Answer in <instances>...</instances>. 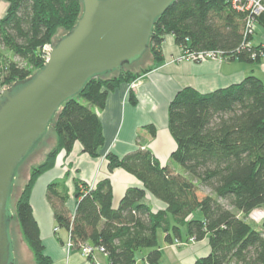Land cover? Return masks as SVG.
<instances>
[{"label": "trees", "instance_id": "obj_1", "mask_svg": "<svg viewBox=\"0 0 264 264\" xmlns=\"http://www.w3.org/2000/svg\"><path fill=\"white\" fill-rule=\"evenodd\" d=\"M4 1L8 8L0 20V93L41 70L46 62L43 47L52 48L67 35L82 13L81 0ZM248 15L232 0H175L152 26L146 52L152 56L151 67L133 72L131 65H125L97 75L59 107L50 125L56 146L31 170L15 205V219L35 264L52 262L44 254L32 214L33 186L54 168L59 154L71 153L75 143L82 153L98 157L104 138L95 110L103 109L108 93L155 69L163 61L165 36H171L185 53L213 52L229 63H258L263 48L243 45ZM254 20L264 31V13ZM59 29L64 33L54 39ZM4 51L20 64L7 61ZM129 101L136 103L131 92ZM167 118L176 143L171 161L182 173L161 166L140 147L121 158L108 153V170L121 169L142 187L128 188L114 206L108 179L92 187L75 182L77 202L71 215L65 207L64 185L51 183L46 200L56 226L68 231L74 243L102 249L108 264H136L141 250H149L146 264H160L158 231L167 245L207 241L209 253L193 264H264V220L256 224L247 219L253 211L264 209V83L249 76L206 94L183 88L170 101ZM143 130L155 135L151 125ZM202 188L209 193L203 194ZM146 194L163 203L164 209L153 211L145 202ZM196 212L200 218L193 217Z\"/></svg>", "mask_w": 264, "mask_h": 264}, {"label": "water", "instance_id": "obj_2", "mask_svg": "<svg viewBox=\"0 0 264 264\" xmlns=\"http://www.w3.org/2000/svg\"><path fill=\"white\" fill-rule=\"evenodd\" d=\"M175 0H81L74 28L51 48L33 77L0 93V264H33L15 219V205L28 166L54 146L55 113L86 82L149 61L155 20ZM59 29L54 37L63 34Z\"/></svg>", "mask_w": 264, "mask_h": 264}, {"label": "crops", "instance_id": "obj_3", "mask_svg": "<svg viewBox=\"0 0 264 264\" xmlns=\"http://www.w3.org/2000/svg\"><path fill=\"white\" fill-rule=\"evenodd\" d=\"M7 8L8 4L0 0V20L5 16ZM262 35L263 41L264 33ZM260 43L253 45V38L251 40V45L255 47ZM161 52L163 61L155 69L142 75L136 84H122L109 92L103 109L95 110L104 138L98 157L91 158L82 153L80 145L75 143L70 154H59L54 168L35 182L30 197L32 214L39 229L44 254L51 259L52 264L108 262L106 255L95 247L88 257L81 256L77 248H65L69 233L66 230L62 233L55 225L53 211L46 200V188L49 184L58 182L64 185L67 195L65 207L73 215L77 202L74 195L75 182L87 183L92 187L96 182L108 179L112 187L113 205L117 206L128 188H141L142 185L136 177L121 169L110 172L105 158L108 153L121 158L140 147L150 151L161 166H168L176 171L175 163L171 161L176 143L168 129L167 113L170 101L179 90L192 88L206 94L239 84L249 76L264 83V56L255 64L213 60L201 63L187 60L178 62L175 59L181 55V49L174 44L171 36L164 37ZM130 92L136 103L129 101ZM149 125L155 129L154 136L143 130ZM146 204L153 211L164 209V204L151 195ZM55 228H58L57 232H54ZM159 249L162 253L160 264L163 258L169 264H193L209 253L205 240L188 245H167L160 241ZM148 252L149 250L141 251L136 264H146Z\"/></svg>", "mask_w": 264, "mask_h": 264}, {"label": "built area", "instance_id": "obj_4", "mask_svg": "<svg viewBox=\"0 0 264 264\" xmlns=\"http://www.w3.org/2000/svg\"><path fill=\"white\" fill-rule=\"evenodd\" d=\"M232 3L234 7H236L238 10L247 11L249 13L247 19L245 20V26L243 30V37H244L243 45L249 46L251 45L250 44L251 42H248L247 38L253 37L257 29L256 23L254 22L255 21L254 17L255 16L257 17L261 13H264L263 0H246L245 3H242L241 0H232ZM260 46L263 48L262 53H264V40L260 43ZM50 50H51L50 46L48 45L43 47V52H45L44 53L45 61H47L48 59ZM179 59L180 60L187 59L193 62L195 61L202 62V61H208V60L222 61L221 54L213 53V52H206V53L199 52L197 54L182 52V55ZM247 219L254 223H260L262 220H264V209H258V210L253 211L252 213L248 215ZM57 231H58V228H55L54 232H57ZM192 243H194L192 240H190L188 243L174 241V244H178V245H186V244H192ZM65 248L67 250H73L77 248L78 251L80 252V255L83 257H88L94 249V247H91L85 243H78V244L74 243L70 237V234H69V240L65 244ZM95 249L99 250L100 252H103V250L100 248H95Z\"/></svg>", "mask_w": 264, "mask_h": 264}, {"label": "rangeland", "instance_id": "obj_5", "mask_svg": "<svg viewBox=\"0 0 264 264\" xmlns=\"http://www.w3.org/2000/svg\"><path fill=\"white\" fill-rule=\"evenodd\" d=\"M263 33H264L263 30H261V29H259V28L256 29V31H255V33H254V36L252 37V38H253V45L258 44V43H260V42L262 41V37H263L262 34H263ZM4 52H5V51H4ZM182 52H183V51L181 50V55H182ZM5 55H6L7 61L9 60V61H11V62H13V63H19V64H20L19 59H18L17 57H15L12 53L5 52ZM181 55H179V57L176 58L175 60L178 61V62H180V61H182V60H187V59H182V60H180L179 58L181 57ZM148 57H149V61H148L147 63H145V64H143V65L137 67L136 69H133V70L130 69V70L133 71V72H141V71H144V70L148 69L149 67H151V66L153 65V60H152V56H151V54H150L149 52H148ZM162 57H163V56H162ZM187 61H191V60H187ZM192 62H193V61H192ZM202 62H203V61H202ZM200 63H201V62H200ZM24 66H26V65L24 64ZM137 80H138V79H137ZM137 80L132 81L131 83H132V84H136V83L138 82ZM131 83H130V84H131ZM135 87H136V86H135ZM82 103H83V104H86L85 102H82ZM55 146H56V144L53 146V148H52L51 150H53V149L55 148ZM51 150H50V151H51ZM50 151H49V152H50ZM47 154H48V153H46V154L43 155L41 161L36 162V163H34V164L28 166V168H27V181H28V179H29V176H30V172H31V170H32L33 168L37 167L39 164H41V163L44 161L45 156H46ZM175 166H176V172H178V173H182V169H181V167H180L179 165H177L176 163H175ZM27 181L23 184L22 189H23L24 186L26 185ZM21 191H22V190H21ZM202 193H203V194H208L209 192H208L207 189L202 188ZM203 194H201V196H202ZM149 197H150V194H147V196L145 197V202H147V201L149 200ZM193 217H194V218H200L201 215H200L199 212H196V213H194ZM249 222H250V221H249ZM256 224H258V223H256ZM55 225H56V224H55ZM64 231H65L64 229H61V232H62V233H64ZM157 235H158V240L160 239V240H159V243H160V241H161V243H162V241H163V233H162L161 231H158ZM183 236H184V233H183ZM183 238H184V237H183ZM186 245H188V244H186ZM141 251H143V250H141ZM141 251H140V252H141ZM140 252L137 253V255H136V260H137V258L139 257ZM32 257H33V256H32ZM33 261H34V260H33ZM33 264H35V262H33ZM162 264H169V263H167L166 260L163 258V260H162Z\"/></svg>", "mask_w": 264, "mask_h": 264}]
</instances>
